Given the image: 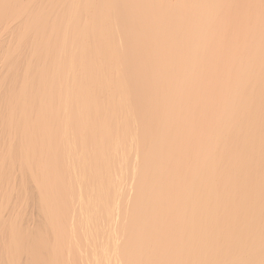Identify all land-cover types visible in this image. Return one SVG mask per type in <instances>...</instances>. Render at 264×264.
Masks as SVG:
<instances>
[{
    "label": "bare ground",
    "instance_id": "1",
    "mask_svg": "<svg viewBox=\"0 0 264 264\" xmlns=\"http://www.w3.org/2000/svg\"><path fill=\"white\" fill-rule=\"evenodd\" d=\"M0 264H264V0H0Z\"/></svg>",
    "mask_w": 264,
    "mask_h": 264
}]
</instances>
